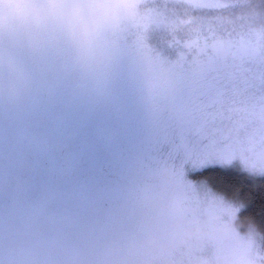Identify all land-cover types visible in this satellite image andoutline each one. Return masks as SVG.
Segmentation results:
<instances>
[{"label":"rangeland","instance_id":"rangeland-1","mask_svg":"<svg viewBox=\"0 0 264 264\" xmlns=\"http://www.w3.org/2000/svg\"><path fill=\"white\" fill-rule=\"evenodd\" d=\"M45 2L51 6L46 15L0 27V136L7 135L0 148L11 151L12 137L26 139L38 156L41 142L31 131L38 124L43 135L62 143L59 153H49L59 158L46 172L43 159L25 154L27 166L22 161L15 170L23 182L8 183L0 175L6 202L0 217L17 221H0V264H264V238L257 228L237 221L241 204L193 175L221 167L264 176V0ZM85 7L88 15L67 11ZM38 46L42 51L34 57ZM75 76L87 83L82 98ZM208 80L219 86L204 94L207 127L190 112L177 117L159 103L181 87ZM173 120L176 131L169 144ZM4 122L11 135L4 132ZM95 142L109 147L104 162L112 163L124 151L151 175L170 171L171 184L146 192L156 204L151 214L155 211L156 223L145 237L129 238L122 255L99 248L92 260L76 242H60L55 235L74 229L98 239L105 234L101 220L79 230L104 213L96 205L105 188L95 185L98 173L92 166L101 160ZM51 173L49 193L44 177ZM40 195L47 198L38 210L33 202ZM53 195L71 212L70 225L63 215L50 219L62 223L57 229L35 224L50 211ZM10 205L14 208L8 211ZM164 206L172 211L164 214ZM16 207L18 215H12ZM182 218L196 224L189 243L169 226ZM39 245L53 249L45 253Z\"/></svg>","mask_w":264,"mask_h":264},{"label":"flooded vegetation","instance_id":"flooded-vegetation-1","mask_svg":"<svg viewBox=\"0 0 264 264\" xmlns=\"http://www.w3.org/2000/svg\"><path fill=\"white\" fill-rule=\"evenodd\" d=\"M80 37H77L74 39L72 42L78 43ZM71 42V43H72ZM70 43V44H71ZM68 44V43H67ZM66 44V46H67ZM77 47V45H74ZM43 46H38L34 51H33V56L37 57L38 54L42 51ZM30 58H33L32 56H29ZM34 60V59H33ZM35 61V60H34ZM80 83V88L81 90L79 92V97H83V93L85 91V84L87 85L86 82H84L80 76H75V82ZM82 92V93H81ZM77 96V98H79ZM74 100V98H73ZM114 120V117H113ZM116 121H114L115 123ZM6 130L4 132L6 134H12V131L8 128L10 125L7 122H4ZM42 124H38L36 126H33L31 128L32 134H37L36 142L40 141L41 142V147L43 149V153L45 154L48 152H52V150H49L47 147H51L54 145L53 150H57L58 148L61 147L62 141H56V138L45 136L40 131V127ZM7 135L5 136H0V143L6 141ZM44 138V139H42ZM203 140V139H202ZM12 143L13 149L11 151H6V150H1L0 148V175L2 180H5L6 182L10 181H15L12 172V165H15V161L17 162L16 157H20V154L22 153L23 156L28 155V158L30 160L35 161V155L33 154V146L32 145H27L26 144V139H24L23 142H20L16 137H12ZM14 146L16 149H14ZM95 148L96 154L101 160H99V163L96 165L92 166V169H94V173H98V177L96 178L97 181H95V185L99 187H104L108 191L115 193L116 195L113 196L114 200L112 201V196H106L104 198L100 197L99 203H96V205L101 206V208L104 210V213L102 214L103 217H95V220L90 222V224L86 225L85 227L82 226L79 228L81 229H90L94 228L96 223L98 221H102L105 224V234L101 236L99 239L95 234L88 235L84 232L77 233L75 232L76 230L74 229V232L70 233L67 232L65 234H56L55 238H58V241L64 242V241H70L73 243H77L76 247L80 248L82 250H85L86 252L90 253V258H94L96 255V251L99 248H107L108 253L111 255V253H117L119 255H122L124 253V248H125V253L127 252L129 245L131 244L128 242L129 238L132 236L136 235H144L145 237L149 230L153 229V226L155 225V220H154V212L156 211V204L153 200L148 198V195L146 192H152L154 189V186L156 185H162V184H171L170 183V178H168L167 174L170 175V171L164 170L163 172H160L158 175H151L150 169L140 160L135 161L132 158H129L126 156V152L121 151L119 153L120 157L118 159L114 158V161L110 163L109 161L104 162L102 159L106 157L108 153V145H103L101 142H95ZM144 147H142L143 149ZM16 150L20 151V154L16 153ZM58 151V150H57ZM95 152V153H96ZM57 153V152H56ZM40 154V155H41ZM87 158L89 159V155H87ZM117 158V157H116ZM47 164L49 165L50 163L47 161ZM125 166L126 168L122 167ZM121 169V172H120ZM2 172V174H1ZM93 172V171H91ZM6 175V179L5 176ZM95 175V174H94ZM90 177L95 178L93 175H90ZM172 177V175H171ZM118 185V186H117ZM117 186V187H116ZM117 189V191H116ZM130 189V192L128 191ZM108 202H111L108 204ZM5 196L4 193L0 190V209L3 208L5 205ZM132 204L134 206V211H132L129 215L127 216H120L117 215V209L118 208H126L129 206V204ZM107 205V206H106ZM36 206V205H35ZM91 206H94L93 204ZM37 207V206H36ZM14 206L10 205L8 206V211L10 209H13ZM168 206H164V214H167L171 211L167 210ZM17 209V208H16ZM153 211V216H151ZM158 211V210H157ZM68 212V211H67ZM12 215H17V211L12 212ZM71 218V214L68 212ZM7 216V215H6ZM29 222L33 221L31 218H28ZM42 222H35V224L39 226H46L48 225H53L54 223H50L49 218L41 217L40 218ZM15 218L13 216H7L6 219L3 217H0V221H5L6 223H12L15 224L14 222ZM171 221L169 223V226L173 231H178L182 232V238L185 240V242L191 241L193 239V235L196 232V224L195 221L192 220L191 218L186 219H178L177 222ZM69 224V223H68ZM55 225V224H54ZM53 225V226H54ZM70 225V224H69ZM131 226V227H130ZM129 227V228H126ZM70 228V227H68ZM53 229H57L54 228ZM128 230L130 233H132L131 236H129V232L125 233L123 230ZM99 237V235H98ZM46 242V239H43ZM182 243L178 242L177 248L182 252ZM39 248L44 251L45 253L51 252L53 248L45 245V248L42 245H39ZM57 253L56 255H58ZM57 257V256H55ZM99 257V255H98ZM92 260H95L92 259Z\"/></svg>","mask_w":264,"mask_h":264},{"label":"trees","instance_id":"trees-1","mask_svg":"<svg viewBox=\"0 0 264 264\" xmlns=\"http://www.w3.org/2000/svg\"><path fill=\"white\" fill-rule=\"evenodd\" d=\"M49 150H52V152H57V150H53L54 145L51 147H47ZM14 149L15 146H14ZM51 152V151H50ZM41 154L43 153V149L41 147V144L39 146V155L34 156L35 161H38L43 159L42 163L44 164L42 169L46 172L47 169H49L50 164H57L59 156L55 157L53 160L52 158L49 157V153ZM17 156L20 154L19 150H16ZM34 154V153H33ZM41 154V155H40ZM35 155V154H34ZM23 157L22 153L20 154V157H16L15 160V165H12V172L15 181H22L21 178L15 177L16 172L15 170L18 169L19 166H21V162L25 161L24 157L23 160L21 159ZM90 158V156H89ZM68 157L66 156L64 161L67 160ZM33 160V159H32ZM47 161L50 163L49 165L47 164ZM62 162V161H61ZM24 164L27 166V164L24 162ZM65 164V163H62ZM23 166V164H22ZM68 170H72L69 168ZM75 173L77 174L79 172V169H74ZM77 170V171H76ZM65 171V170H63ZM62 171V172H63ZM58 172L61 173V170L58 169ZM16 173V174H15ZM55 174L53 180H58L59 179V174ZM45 174V173H44ZM194 177L198 178H203L206 180L208 183H210L211 186H213L218 192L222 193L223 195L227 196L230 199H235L241 204V210L239 211L237 215V221L240 224V226L244 227L246 225H252L254 228H257L262 237L264 238V176H250L247 173L244 172H239L236 169H225V168H219V167H208L202 170H199L195 174H193ZM52 176V173L49 175H41V177H44L46 184H44V188L46 192L48 191L49 193L51 190H53V187L51 186V181L50 177ZM90 176V175H89ZM24 177H29V176H24ZM40 177V178H41ZM92 178V177H91ZM71 189V188H70ZM69 190V189H68ZM5 196V195H4ZM43 195H40V200L37 199L38 201L36 203L33 202L37 206V209L39 210L42 202H45V198L47 197H41ZM49 196V195H48ZM12 197V196H11ZM48 205L50 206L49 210L45 213V217L50 219H53L54 216L58 215H63L61 219L65 221V223H71L69 219L70 215L68 214V209L65 207V203L63 201H58L57 198L53 195V197L48 201ZM16 211L18 210L19 207H16ZM68 211V212H67ZM71 213V212H70ZM18 215V214H17ZM43 217V216H42ZM52 217V218H51ZM16 223V218L14 220ZM52 228H59L62 227V223L59 225L53 220ZM67 227V224H65ZM62 234V233H61ZM65 234V233H63Z\"/></svg>","mask_w":264,"mask_h":264},{"label":"snow or ice","instance_id":"snow-or-ice-1","mask_svg":"<svg viewBox=\"0 0 264 264\" xmlns=\"http://www.w3.org/2000/svg\"><path fill=\"white\" fill-rule=\"evenodd\" d=\"M219 86L215 80H208L198 83L194 86H185L179 88L173 95L162 96L160 98V105L165 109L175 112L177 117H182L189 112L194 115L200 122L208 126L207 113L203 107L204 94L211 95ZM176 126L175 121H171L167 130L168 143L172 142L175 136ZM130 192V189L128 190ZM101 198L106 196H115V193L102 189L99 193ZM134 211V206L130 203L126 208H118L117 215L127 216Z\"/></svg>","mask_w":264,"mask_h":264},{"label":"clouds","instance_id":"clouds-1","mask_svg":"<svg viewBox=\"0 0 264 264\" xmlns=\"http://www.w3.org/2000/svg\"><path fill=\"white\" fill-rule=\"evenodd\" d=\"M51 6L45 0H0V27L11 28L14 25L46 15ZM75 14L88 15L89 8L67 10Z\"/></svg>","mask_w":264,"mask_h":264}]
</instances>
